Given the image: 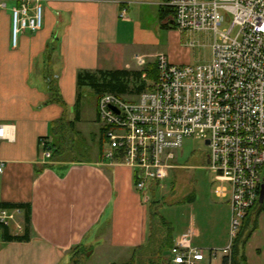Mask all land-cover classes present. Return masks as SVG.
Segmentation results:
<instances>
[{"label": "crops", "instance_id": "0c3cea01", "mask_svg": "<svg viewBox=\"0 0 264 264\" xmlns=\"http://www.w3.org/2000/svg\"><path fill=\"white\" fill-rule=\"evenodd\" d=\"M2 1L0 125L7 138L0 139V205L20 206V211L0 228V264H125L154 237L151 206L135 188L132 169L103 155L98 94V147L92 151L90 146L96 141L86 145L80 89L94 90L78 86L77 73L132 72L127 91L118 94L128 99L149 88L156 78V57L163 53L153 48L161 30L168 28L162 24L170 13L160 15L165 0H41V27L22 31L16 46L11 44V9L17 0ZM70 121L73 140L83 152L67 144L61 157L44 158L39 136L55 140L59 123L67 127ZM26 212L28 238L6 239L23 234ZM192 232L176 237L171 232L172 243L187 234L195 246Z\"/></svg>", "mask_w": 264, "mask_h": 264}, {"label": "built area", "instance_id": "2783aa9c", "mask_svg": "<svg viewBox=\"0 0 264 264\" xmlns=\"http://www.w3.org/2000/svg\"><path fill=\"white\" fill-rule=\"evenodd\" d=\"M162 6L171 10L169 26L213 33L211 61L176 64L161 53L156 78L136 98L101 95L97 115L107 145L103 155L132 169L135 188L147 200L151 183L177 166L174 151L183 139L201 138L209 148L206 167L213 172L214 193L230 205L228 241L220 249H203L183 234L169 257L173 264H233L232 247L264 183V0H165ZM42 10L41 0H17L11 9L12 46L22 31L41 27ZM2 138H7L4 125ZM51 143L48 135L38 138L46 159ZM19 211L0 208V223L8 225Z\"/></svg>", "mask_w": 264, "mask_h": 264}, {"label": "rangeland", "instance_id": "374dc122", "mask_svg": "<svg viewBox=\"0 0 264 264\" xmlns=\"http://www.w3.org/2000/svg\"><path fill=\"white\" fill-rule=\"evenodd\" d=\"M158 39L159 42L153 49L163 52L167 58L172 55L176 59H181L175 62L176 64L199 65L211 61V45L214 40L211 31L180 30L175 26H169L161 30ZM96 94L86 86L80 89L86 145L90 141H96L90 142L92 151L98 147L97 139H95L99 129V124L95 120ZM123 97L128 99L131 96L124 95ZM89 131L96 133L92 136L93 138L88 135ZM55 141L57 144L60 142L63 148L67 144L77 145V149L83 152L82 145L74 142L70 129L66 127H57ZM103 146L104 149L107 148V145ZM60 150L63 154L64 151L61 148ZM208 150V146L201 138L185 137L181 147L174 151L173 163L177 166L169 171V175L161 180L160 184L153 182L150 186L155 187L147 188L146 193L149 197L146 201L150 204L152 212L150 233L151 237H156L157 243L153 247L148 246L145 251L143 249L138 251L139 264H166L164 259L165 256H169V249L167 250L166 246V241L170 236L169 226L165 224L166 222L160 225L157 217L164 218L170 223L173 227V237L183 231L193 230L192 241L197 247L220 249L227 244L229 202L228 198L218 197L213 192L216 182L213 180V172L206 167ZM191 195L193 199L184 200ZM256 210L255 207L253 218L256 219V226L244 246L247 264H264V202L259 211ZM252 219L250 224L253 222ZM147 249H151L150 254L146 252Z\"/></svg>", "mask_w": 264, "mask_h": 264}, {"label": "trees", "instance_id": "16d2710c", "mask_svg": "<svg viewBox=\"0 0 264 264\" xmlns=\"http://www.w3.org/2000/svg\"><path fill=\"white\" fill-rule=\"evenodd\" d=\"M171 10L169 8H166L164 6H162L160 15L161 18L166 16L167 12H170ZM164 27H169V25L164 22L162 24ZM132 72L127 71V70H99L97 71V73H92V72H88V71H79L77 73V85L78 86H82V85H89L97 94L98 97H100L103 94L106 93H111V94H121V93H125L127 91V78L129 77V75ZM135 73V72H134ZM54 88V86L52 85V89ZM137 89H143V85L138 86ZM59 103H61L62 105H64L60 100L58 101ZM76 113L79 112V100L76 101ZM76 120H79V116H76ZM60 127L64 128L63 126V122L59 123ZM73 127V121L67 122V127L68 129H72ZM57 129V128H56ZM56 135V132L55 134ZM105 142V138H104V134H103V128L101 127L99 130V145L100 147L103 146ZM51 147H52V153H51V158H58L62 156V151L60 150V148L63 150L62 144L59 142V144H57V142L55 140H52L51 143ZM193 199V195L191 196H187V198H185L184 200H191ZM182 200V202L184 201ZM263 204V203H262ZM262 204H259L258 202L256 203V211L258 212L259 209L261 208ZM1 208H12V207H18L20 208V206H16V205H12V204H1L0 205ZM252 214L247 215L244 219L243 222V226L236 238L235 244L232 247V263L233 264H246V258L244 255V246L245 243L248 239V237L251 235V232L254 230L255 228V222L256 219L253 218L254 216V211H251ZM152 216V213L150 214ZM253 218V219H252ZM252 219V224H250ZM157 220L159 221L160 225L162 223H165V221L159 217H157ZM28 224H29V214L26 212L25 214V229L22 235L20 236H10V235H6V239H17V240H24L28 238ZM166 225H168L167 223H165ZM169 226V225H168ZM3 227V225L0 223V228ZM3 233H5V228H3ZM169 233L170 236L168 237L169 240L166 241V246H167V250H170V247L173 245L172 243V238H171V227L169 226ZM5 235V234H4ZM152 240H150L148 242V244L145 247L142 248H137L133 257L131 258L130 261H128L125 264H139L140 263V259L138 260L139 254L138 251L143 249L145 251V249L148 246L153 247L155 243H157L156 241V237L154 236L153 238H151ZM148 251H146L148 254H150L151 249H147ZM159 253V252H156ZM163 262V260H162ZM161 262V263H162ZM164 263L169 264V256H165L164 259ZM163 264V263H162Z\"/></svg>", "mask_w": 264, "mask_h": 264}, {"label": "water", "instance_id": "95a60500", "mask_svg": "<svg viewBox=\"0 0 264 264\" xmlns=\"http://www.w3.org/2000/svg\"><path fill=\"white\" fill-rule=\"evenodd\" d=\"M263 200H264V183L261 184V188H260V192H259V198H258V201L260 204L263 203Z\"/></svg>", "mask_w": 264, "mask_h": 264}]
</instances>
